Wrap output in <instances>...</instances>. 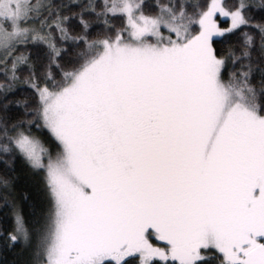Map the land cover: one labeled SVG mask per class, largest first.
<instances>
[{"label":"snow or ice","instance_id":"1","mask_svg":"<svg viewBox=\"0 0 264 264\" xmlns=\"http://www.w3.org/2000/svg\"><path fill=\"white\" fill-rule=\"evenodd\" d=\"M11 264H264V0H0Z\"/></svg>","mask_w":264,"mask_h":264},{"label":"trees","instance_id":"2","mask_svg":"<svg viewBox=\"0 0 264 264\" xmlns=\"http://www.w3.org/2000/svg\"><path fill=\"white\" fill-rule=\"evenodd\" d=\"M11 226V217L9 216L6 218L2 214H0V242L3 241V232L6 230H10ZM19 251V245L8 249H4L2 246H0V264H11L13 260H16L18 258Z\"/></svg>","mask_w":264,"mask_h":264}]
</instances>
